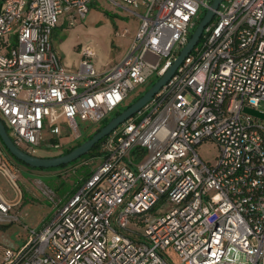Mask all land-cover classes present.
<instances>
[{"label":"built area","instance_id":"1","mask_svg":"<svg viewBox=\"0 0 264 264\" xmlns=\"http://www.w3.org/2000/svg\"><path fill=\"white\" fill-rule=\"evenodd\" d=\"M89 1H1L0 119L30 154L82 139L163 75L213 0H108L138 19L122 60L98 70L86 48L72 70L52 33ZM262 102L264 0H222L165 84L101 141L102 162L50 197L52 215L3 246L0 264H264V119L243 111ZM204 140L216 163L200 156ZM11 160L0 140V170L18 190ZM14 206L0 193V222L17 219Z\"/></svg>","mask_w":264,"mask_h":264},{"label":"rangeland","instance_id":"2","mask_svg":"<svg viewBox=\"0 0 264 264\" xmlns=\"http://www.w3.org/2000/svg\"><path fill=\"white\" fill-rule=\"evenodd\" d=\"M88 3L89 9L86 14L82 18L74 17L73 24L68 23L69 13H62L58 17L59 22L52 33V44L61 62L72 70L78 69L81 55L86 48L93 52L92 61L98 70L121 61L138 24L137 17L130 13L127 6H116L108 0H90ZM204 14V12L200 14L198 21ZM122 29L129 31L125 35H116V31ZM149 85L146 82L139 84L135 90L130 92L126 102H132L142 95L149 89ZM125 106L126 104L119 110H123ZM259 107L264 109V102ZM90 131L92 129L87 130V132ZM78 141L62 144L61 149L52 150L40 147L36 151V155L54 156ZM100 147L101 143L96 144L89 153L70 161L72 164L54 166L53 168H33L20 163L11 155L16 164L11 160L9 167H12L16 172L18 190L11 179L0 170V193L3 194L6 201L15 203L14 213L18 217L10 222H0V245L15 248L27 242L29 239L28 228L42 226L55 210L50 197L54 202L63 200L72 192L83 176L102 162ZM197 150L204 160L216 163L218 149L215 142L204 140L198 145ZM86 158L93 163L82 164ZM161 203V201L157 202L150 214H157ZM127 227L142 233L144 224L129 221ZM163 254L165 257L177 259L176 254L170 252L169 249Z\"/></svg>","mask_w":264,"mask_h":264},{"label":"water","instance_id":"3","mask_svg":"<svg viewBox=\"0 0 264 264\" xmlns=\"http://www.w3.org/2000/svg\"><path fill=\"white\" fill-rule=\"evenodd\" d=\"M221 1L222 0H213L210 3V6L206 8L204 16L197 22L187 40V43L179 50L178 54L175 56L176 58L165 69L164 74L158 77L153 83H151L149 89H147V91L137 97L135 101L124 107V109L121 110L118 114L112 116L110 120L105 125L100 127L90 138L83 140L80 144L76 145L73 149L68 151V153L58 154L54 156H38L30 154L26 150L21 149L18 145H16L11 136L8 135L5 125L0 119V140L5 149L8 150L10 155H13L19 162L33 168H53L54 166L66 165L69 164L70 161L78 159L79 157L88 153L96 144V142L109 135L114 128H116L121 123H124L125 120H127L133 114L137 113L138 110H140L151 100L152 96L162 87L163 84H165L167 79L174 73V70L184 59V56L187 55L192 50L193 46L197 43V40L204 26L212 19L214 10L218 7ZM243 111L264 119V111H259L255 108L252 109L248 107H244Z\"/></svg>","mask_w":264,"mask_h":264},{"label":"trees","instance_id":"4","mask_svg":"<svg viewBox=\"0 0 264 264\" xmlns=\"http://www.w3.org/2000/svg\"><path fill=\"white\" fill-rule=\"evenodd\" d=\"M1 1H2V0H0V5H1ZM193 29H194V28H193ZM193 29H192V30H193ZM191 32H192V31H191ZM190 34H191V33H190ZM154 81H155V79H153V80L151 81V83H153ZM151 83H150V85H151ZM150 85H149V86H150ZM136 99H137V98H136ZM136 99L132 100V102L135 101ZM132 102L127 103L126 106L129 105V104H131ZM126 106H125V107H126ZM120 111H121V110H116L115 112L111 113L110 116H108L107 118H105L104 120L101 121V123L96 127V129H94V130L92 129V131H90V132H87V130H86V131L84 130V135H83V137H82V140H79V141H78L77 143H75L74 145H70V146H68V147L65 148L60 154L68 153V151H70L71 149H73L76 145L80 144L83 140L90 138L93 134L96 133V131H97L100 127H102L103 125H105V124L110 120V118H111L112 116L118 114ZM104 139H105V137L102 138L101 140H99L98 142H96V144L101 143V141H103ZM96 144H95L94 146H96ZM7 151H8V150H7ZM8 152H9V151H8ZM88 153H89V152H88ZM9 154H10V153H9ZM57 155H58V154H57ZM20 163H21V162H20ZM69 164H72V163L69 162ZM69 164H66V165H69ZM63 166H64V165H63ZM3 246H5V245H0V249H1Z\"/></svg>","mask_w":264,"mask_h":264},{"label":"crops","instance_id":"5","mask_svg":"<svg viewBox=\"0 0 264 264\" xmlns=\"http://www.w3.org/2000/svg\"><path fill=\"white\" fill-rule=\"evenodd\" d=\"M15 163V162H14ZM16 164V163H15ZM2 194V193H1ZM3 195V194H2Z\"/></svg>","mask_w":264,"mask_h":264}]
</instances>
